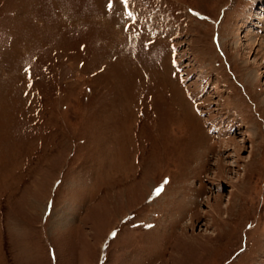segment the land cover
<instances>
[{
    "label": "rangeland",
    "instance_id": "1",
    "mask_svg": "<svg viewBox=\"0 0 264 264\" xmlns=\"http://www.w3.org/2000/svg\"><path fill=\"white\" fill-rule=\"evenodd\" d=\"M108 3L0 0V264H264V0Z\"/></svg>",
    "mask_w": 264,
    "mask_h": 264
},
{
    "label": "snow or ice",
    "instance_id": "2",
    "mask_svg": "<svg viewBox=\"0 0 264 264\" xmlns=\"http://www.w3.org/2000/svg\"><path fill=\"white\" fill-rule=\"evenodd\" d=\"M122 3H123V5H124V7L125 8H127V6H128V4H129V0H122ZM109 8H112V0H109V3H108V5H107ZM127 15L129 16V17H131L132 16V12H127ZM127 30V29H126Z\"/></svg>",
    "mask_w": 264,
    "mask_h": 264
},
{
    "label": "bare ground",
    "instance_id": "3",
    "mask_svg": "<svg viewBox=\"0 0 264 264\" xmlns=\"http://www.w3.org/2000/svg\"><path fill=\"white\" fill-rule=\"evenodd\" d=\"M252 77H253V76H252ZM42 207L44 208V206H42ZM47 207H48V205L46 204V206H45V210L47 209ZM64 220H66V219L64 218ZM64 220H63V221H64Z\"/></svg>",
    "mask_w": 264,
    "mask_h": 264
}]
</instances>
